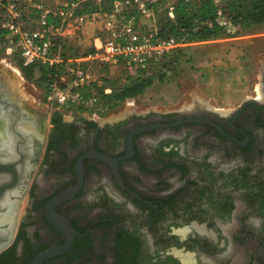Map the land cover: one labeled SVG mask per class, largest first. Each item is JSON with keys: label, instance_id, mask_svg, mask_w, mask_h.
<instances>
[{"label": "flooded vegetation", "instance_id": "1", "mask_svg": "<svg viewBox=\"0 0 264 264\" xmlns=\"http://www.w3.org/2000/svg\"><path fill=\"white\" fill-rule=\"evenodd\" d=\"M20 109L0 118V264L70 241L42 264H264V88L113 120Z\"/></svg>", "mask_w": 264, "mask_h": 264}, {"label": "built area", "instance_id": "2", "mask_svg": "<svg viewBox=\"0 0 264 264\" xmlns=\"http://www.w3.org/2000/svg\"><path fill=\"white\" fill-rule=\"evenodd\" d=\"M231 0H212L217 8L214 22L225 31L238 29L223 10ZM199 0H6L2 28L8 40L7 53H15L24 67H62L73 60L66 45L88 38V54L75 59L68 84L65 73L48 84L46 100L57 110L74 111L96 105L98 97L86 96L85 88L95 82V65L105 70L123 68L128 75L149 72L151 66L183 44L174 37L159 35L158 15L165 12L175 20L179 4ZM92 12H86L88 8ZM106 73V71H103ZM102 73V72H101ZM111 93L110 88L105 89Z\"/></svg>", "mask_w": 264, "mask_h": 264}, {"label": "rangeland", "instance_id": "3", "mask_svg": "<svg viewBox=\"0 0 264 264\" xmlns=\"http://www.w3.org/2000/svg\"><path fill=\"white\" fill-rule=\"evenodd\" d=\"M5 4L6 0H0V26ZM89 37L90 33L85 34L80 40L66 45V56L73 61L62 68L66 75L64 84L71 82L72 71L79 64L83 66L91 64L75 60L88 54ZM19 60L15 53L9 54L7 51L2 53L0 75L7 83V87L13 91L20 108L35 119L39 115L45 116L46 122L53 114L63 118L76 115L100 121L113 120L134 111L175 110L194 101L229 110L248 98L257 95L262 97L264 24L249 29L225 31L224 34L206 42L183 44L167 58L166 62L155 66L147 74L152 78L153 84L144 93L126 100L115 108L105 106L98 92L104 90V94H110L105 92L106 88H110L112 92L132 77L123 68L105 70L95 65L97 71L95 82L87 86L91 93L86 92V96L95 95L99 102L85 109L65 112L48 104L46 100L48 84L40 81L38 73L32 79L26 78L18 67ZM25 206V201L18 205L17 221L21 218Z\"/></svg>", "mask_w": 264, "mask_h": 264}, {"label": "trees", "instance_id": "4", "mask_svg": "<svg viewBox=\"0 0 264 264\" xmlns=\"http://www.w3.org/2000/svg\"><path fill=\"white\" fill-rule=\"evenodd\" d=\"M94 10L91 7L86 12H92ZM222 10L239 29H249L253 26L264 24V0H231L222 5ZM3 12L4 10L2 14ZM216 13L217 8L212 0H199L197 4L191 5L179 4L175 10V20H170L165 12L159 13V35L161 37H174L182 44L209 41L225 33V30L216 24L209 26V23L214 22ZM6 35L5 30L0 26V55L8 47ZM171 54L156 61L151 66L149 72L155 66L162 65L166 62ZM18 67L28 79H32L38 73L40 75V81L46 85L58 79L62 73V67H24L21 60L18 61ZM149 72H142L129 77L124 84L113 90L110 94H104V90H100L98 92L100 100L108 108H115L126 100L141 95L153 84L152 78L147 75ZM84 90L85 92L91 93L87 87Z\"/></svg>", "mask_w": 264, "mask_h": 264}, {"label": "water", "instance_id": "5", "mask_svg": "<svg viewBox=\"0 0 264 264\" xmlns=\"http://www.w3.org/2000/svg\"><path fill=\"white\" fill-rule=\"evenodd\" d=\"M0 94L4 96V99H0V118L3 122H6L9 119V114L7 110L12 108L17 111L20 109V107H19L18 102L13 98L9 88L7 87V83L5 82V80L3 79L1 75H0ZM31 119H33L32 122H36L35 118L32 117ZM4 132H6V130H4ZM0 136H1V139H4L5 133H1ZM3 171H5V168L0 167V172H3ZM4 190H1V193H3ZM62 226H65V228L67 229H71V226L66 222H64V224L61 225V228ZM70 245H71V241L68 242L64 248L44 252L41 255H39L31 264H42V262L46 258L54 256L58 253H61L62 251L68 249Z\"/></svg>", "mask_w": 264, "mask_h": 264}, {"label": "bare ground", "instance_id": "6", "mask_svg": "<svg viewBox=\"0 0 264 264\" xmlns=\"http://www.w3.org/2000/svg\"><path fill=\"white\" fill-rule=\"evenodd\" d=\"M9 90H10V92H11L12 96H13V97H15V96H14V94H13V91L11 90V88H10ZM24 97H25V99H26V96H25V94H24ZM23 99H24V98H23ZM15 100H17V99H16V97H15ZM17 102H18V101H17ZM25 102H26V101H25ZM25 102H24V103H25ZM18 104H19V102H18ZM25 105H26V103H25ZM43 117H44V116H43Z\"/></svg>", "mask_w": 264, "mask_h": 264}]
</instances>
